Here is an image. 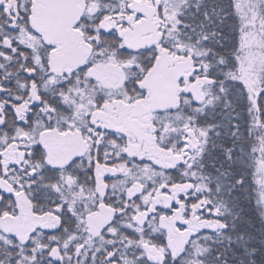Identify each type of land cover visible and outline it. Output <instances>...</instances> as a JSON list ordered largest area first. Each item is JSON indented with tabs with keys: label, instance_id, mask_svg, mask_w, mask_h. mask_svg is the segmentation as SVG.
<instances>
[{
	"label": "snow or ice",
	"instance_id": "snow-or-ice-1",
	"mask_svg": "<svg viewBox=\"0 0 264 264\" xmlns=\"http://www.w3.org/2000/svg\"><path fill=\"white\" fill-rule=\"evenodd\" d=\"M0 264H264V0H0Z\"/></svg>",
	"mask_w": 264,
	"mask_h": 264
}]
</instances>
